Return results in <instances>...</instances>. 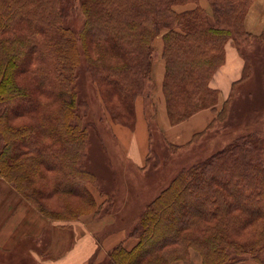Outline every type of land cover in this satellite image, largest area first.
<instances>
[{
  "label": "trees",
  "instance_id": "trees-1",
  "mask_svg": "<svg viewBox=\"0 0 264 264\" xmlns=\"http://www.w3.org/2000/svg\"><path fill=\"white\" fill-rule=\"evenodd\" d=\"M190 1L195 7L173 8ZM252 1L209 0L208 13L198 0H80L84 23L75 33L64 25L63 0H0V177L47 219L56 217L40 207L41 192L30 179L43 168L55 172L51 193H75L92 207L87 183L94 178L83 167L88 132L74 85L78 40L107 108L114 113L113 98L116 110L133 117L136 97L152 86L153 40L162 33V90L170 122L177 123L215 105L218 90L209 79L224 61L225 43L264 35L244 28ZM19 116L28 122L11 123ZM20 160L21 169L11 164ZM247 227L254 229L245 234ZM131 235L136 243L113 246L108 264H169L189 247L201 253V264H230L245 255L264 264L259 136L233 139L181 168Z\"/></svg>",
  "mask_w": 264,
  "mask_h": 264
},
{
  "label": "rangeland",
  "instance_id": "rangeland-1",
  "mask_svg": "<svg viewBox=\"0 0 264 264\" xmlns=\"http://www.w3.org/2000/svg\"><path fill=\"white\" fill-rule=\"evenodd\" d=\"M198 2L208 13L211 12L209 0H198ZM195 5L194 1H190L175 4L173 8L181 12L193 8ZM62 11L67 15L64 25L78 33L84 23L80 0H63ZM161 34L153 40V60L158 59L160 56L162 58L163 43ZM236 37V42L230 39L225 43V49L227 43L231 42L242 57L244 65L241 78L233 84L229 95L220 104L219 92H217L214 95L216 100L213 108L207 105L177 123L170 122L162 90L165 63L160 88V95L165 105L163 110L159 108L158 90L152 77V86L147 87L135 99V116L125 115L128 113H122L120 109L116 110L119 104L116 103L114 106L115 99L109 97V106L114 109V113H111L99 91L97 92V85L88 70L84 51L80 40H78L80 63L75 70L74 85L77 103L80 106L84 118L83 123L88 132L83 167L92 173L94 178L93 182L87 183V187L95 198V204L92 207L87 206L75 193L63 195L51 193L55 172L43 168L42 174H36L35 172L30 174L31 187L41 192L39 197L40 207L47 215H54L56 218L47 219L41 213L39 214L50 221L49 224L67 229L72 228L71 222L73 221L90 218L93 225L94 245L103 240L109 244L118 237L124 236L125 239L121 242L129 247L131 241L128 242V240H136L131 232L138 226L143 210L150 201L169 185L181 168L189 167L209 157L233 139L248 133H255L259 136V146L263 153L264 35L249 40ZM162 60L164 62L163 58ZM224 62L225 56L223 63L210 77L209 83ZM245 62L246 68L244 67ZM210 99L212 98L210 97ZM138 100L143 102L148 133V136L145 133V144L140 142L142 138L139 139L138 136L134 141L138 152H141L139 148L142 146L141 160L143 162L140 166L135 164V160L129 155L131 147L133 149L136 147L131 144L130 136L136 130V105ZM203 111L211 114L209 115V123L204 129L194 132L185 141L181 136L190 130L189 122H193L198 113ZM27 122L26 116L11 119V123L18 125H24ZM123 130L126 132L124 135ZM141 131L145 132L143 127ZM118 136L120 137L119 140ZM129 146L130 150L128 151ZM12 163L16 164V167L19 166L20 169L23 168L21 160ZM23 189L25 190V188ZM72 190L77 192L75 187ZM32 208L35 209L33 206ZM96 227L99 228V232L96 231ZM253 229V227L245 228V234L250 233ZM188 231L190 230L188 229ZM123 233L124 235H122ZM68 238L69 235L59 234L57 243L56 235L53 243L55 249H63L69 243ZM239 239L243 240V238ZM49 244L51 248L50 233L44 231L42 238L27 237L11 248L0 247V264H44V261L52 260L53 257L52 251L47 250ZM108 251L104 253L98 247L93 256L85 261V264H108ZM183 256L170 261L169 264L202 263L201 253L192 247H189L187 252L185 250ZM72 264H77V261H73ZM230 264L257 263L245 255L239 260L231 261Z\"/></svg>",
  "mask_w": 264,
  "mask_h": 264
},
{
  "label": "crops",
  "instance_id": "crops-1",
  "mask_svg": "<svg viewBox=\"0 0 264 264\" xmlns=\"http://www.w3.org/2000/svg\"><path fill=\"white\" fill-rule=\"evenodd\" d=\"M244 28L247 32L255 35L263 31L264 0L253 1L244 18ZM243 65L244 61L236 47L231 42L227 43L225 49V62L215 73L213 80L209 83L212 88H215L219 92V104L227 98L233 84L241 78ZM163 72L164 62L160 56L158 59L153 60L152 77L158 90L159 108L161 110L165 107L164 101L160 95ZM136 112V130L133 131L130 136L132 141L131 144H134L136 147L135 149L131 147L129 155L133 157L135 164L140 166L143 162L141 160L143 154L142 146L139 148L141 152H138L137 145L134 141L138 136L139 139L142 138L140 142L145 144V133L147 136L148 133L143 111V102L139 100L137 101ZM209 115L211 114L205 111L198 113L195 120L191 123L189 122L190 130L181 137L187 141L194 132L204 129L209 123ZM142 127L145 132L141 131ZM124 134H126V132L123 130V135ZM120 137L118 136V140ZM127 150H130V146ZM49 222L50 221H47L39 212L32 208L11 184L0 177V247L11 248L20 240L27 237L39 239L42 238L44 231H48L51 237V248L49 244L47 250L49 249L52 251L53 257L52 260L49 259L48 261H44V264H72L75 260L77 264H85V261L93 256L98 247L106 253V251L125 239L124 236H121L109 244L103 240L94 245L93 225L90 218L71 222V229L54 226L53 224H49ZM96 231L99 232V228L96 227ZM59 234L69 235V243H67L63 249L57 250L53 243L56 235L58 243ZM122 235H124V233ZM129 241H131V243L127 248H131L136 240L129 239L128 242ZM124 246L126 247L125 244Z\"/></svg>",
  "mask_w": 264,
  "mask_h": 264
}]
</instances>
